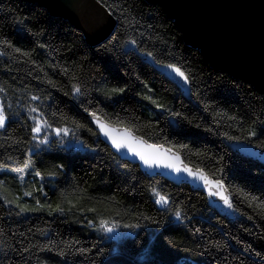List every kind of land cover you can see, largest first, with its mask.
Wrapping results in <instances>:
<instances>
[{
    "label": "trees",
    "instance_id": "16d2710c",
    "mask_svg": "<svg viewBox=\"0 0 264 264\" xmlns=\"http://www.w3.org/2000/svg\"><path fill=\"white\" fill-rule=\"evenodd\" d=\"M96 1L114 27L91 46L37 4L0 0V264H264V166L233 151L264 150V95L210 67L160 6ZM92 112L222 181L232 207L120 160ZM35 119L77 147H34Z\"/></svg>",
    "mask_w": 264,
    "mask_h": 264
},
{
    "label": "water",
    "instance_id": "95a60500",
    "mask_svg": "<svg viewBox=\"0 0 264 264\" xmlns=\"http://www.w3.org/2000/svg\"><path fill=\"white\" fill-rule=\"evenodd\" d=\"M24 1L37 4L52 17L67 21L83 34L85 41L91 46L103 42L114 27L113 19L96 0ZM147 1L164 10L167 17L173 20L183 39L200 52L210 67L248 82L257 92L264 95V0ZM97 116L101 117L98 114ZM87 120L114 155L122 161L137 164L145 176L161 177L173 185L188 183L194 189H203L212 202H224L220 196L209 195V186L202 180L190 176L183 170L185 166L193 170L196 168L187 166L173 150L163 146V149L169 150L170 155L179 156L182 161L179 172L165 167L164 164L147 165L126 148L116 149L100 131L90 113ZM112 125L121 129L126 128ZM233 151L240 157L264 166V150L258 147L246 142H237ZM209 179L217 181L211 177ZM222 194L227 197L229 195L224 186Z\"/></svg>",
    "mask_w": 264,
    "mask_h": 264
},
{
    "label": "snow or ice",
    "instance_id": "6c2138e0",
    "mask_svg": "<svg viewBox=\"0 0 264 264\" xmlns=\"http://www.w3.org/2000/svg\"><path fill=\"white\" fill-rule=\"evenodd\" d=\"M3 43H7V41H3ZM134 44L135 41H132ZM10 46V45H9ZM17 52L20 51L19 48L16 49ZM147 55L151 56L152 53H147ZM168 68L173 69L177 75L182 77L186 82L188 77L185 75L183 71L179 67L174 64L167 65ZM75 92L80 94V88L75 87ZM124 89H112V92H123ZM35 99V97H34ZM150 99V98H149ZM159 107V105H158ZM90 115L95 118V122L100 129V131L106 136L112 143V145L116 149H123L126 148L129 152L133 153L134 155L138 156L140 160H142L147 165H154V164H164L165 167L173 168L176 171H181V164L180 158L178 155H170L169 150L163 149L162 145L157 144H150L147 141L143 140L142 138L136 137L132 131L128 128H118L113 126L110 122L105 121L102 117H98L96 112L90 113ZM6 116L2 108H0V128L5 127ZM46 125V121L43 122ZM50 127V126H49ZM33 132L39 134L42 131L41 122H37V125L32 129ZM57 135H64L69 134V130L67 128H57L56 130ZM250 135L255 136L256 133L252 132ZM229 139H238L237 137H229ZM43 142H47L45 139ZM7 165L0 164V169L6 168ZM29 167V163H25L23 167H17L12 169V171L17 173H23L24 169ZM190 176H194L197 179L202 180L206 186H209V195L220 196L221 199L229 206L232 207L231 201L228 199L227 196L223 195V182L222 181H212L209 177L203 172L201 169L193 170L188 167L183 168ZM37 176L40 175L39 172L36 173ZM154 194L158 197L157 203L160 204H167L168 198L164 195H161L159 192H156L153 189ZM25 195H30V193H26ZM253 199H257L253 197ZM39 203V202H37ZM264 208V205H261ZM24 207H21V212L26 211ZM176 218L179 220L180 212H176ZM102 227H105L106 231L111 232V228H107L105 222H102ZM60 255L63 256V251L60 252Z\"/></svg>",
    "mask_w": 264,
    "mask_h": 264
},
{
    "label": "rangeland",
    "instance_id": "374dc122",
    "mask_svg": "<svg viewBox=\"0 0 264 264\" xmlns=\"http://www.w3.org/2000/svg\"><path fill=\"white\" fill-rule=\"evenodd\" d=\"M0 108H2L1 103H0ZM38 121L41 122L42 131L39 134L33 132V136H34L35 140H34V144H32V145L34 147L37 146L40 148L41 146H45L49 142V138H51V137H54L56 140H64V142H66V146L77 147V145L72 142V140L70 139V137L68 135H64L63 133H61V135H57L56 131H55L56 129H53V130L47 129L46 126L44 125V123L39 119L34 120V127L37 125ZM67 137L70 139V141H68ZM45 139H47L46 143L43 142ZM25 163H27V162H25ZM26 169L27 168H25L23 173H20L18 175V177H20L22 179L23 175L25 174ZM107 228H110V227L107 226ZM111 229H112V231L110 233L116 234L115 230L113 228H111Z\"/></svg>",
    "mask_w": 264,
    "mask_h": 264
}]
</instances>
